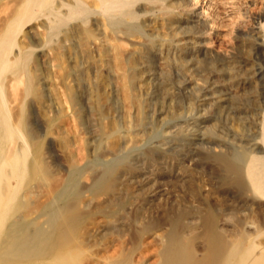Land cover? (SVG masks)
I'll use <instances>...</instances> for the list:
<instances>
[{
  "label": "bare ground",
  "instance_id": "bare-ground-1",
  "mask_svg": "<svg viewBox=\"0 0 264 264\" xmlns=\"http://www.w3.org/2000/svg\"><path fill=\"white\" fill-rule=\"evenodd\" d=\"M202 7L0 0V264H264L260 82Z\"/></svg>",
  "mask_w": 264,
  "mask_h": 264
},
{
  "label": "rangeland",
  "instance_id": "rangeland-1",
  "mask_svg": "<svg viewBox=\"0 0 264 264\" xmlns=\"http://www.w3.org/2000/svg\"><path fill=\"white\" fill-rule=\"evenodd\" d=\"M190 1H191L192 5L199 10L202 6H204L205 10L202 11L203 12L202 16L204 18H206L209 22H210V20L212 22V19L214 21V17H218V18H216L214 23L212 22L214 25V26L212 25L213 29L206 36V39L210 40V41L207 40V42H208V44H210L209 46H210V49L212 51L222 52V53L226 52L227 54H231L232 56H234V59L242 60L243 54L241 55V53H239L242 51L239 50L238 48H232L231 46L232 45L235 46L236 45L235 43H237V41H239V40L246 43L245 44L246 48L243 49L244 52H246V54L244 56L247 58L246 60H248V63H250V66L253 69V72H255L254 73L255 79H256L255 84L260 82V83H258V86L255 87L258 89V92H256L257 89H254V97H255L254 101L258 100L256 103H258L259 105L261 103L260 106H262L264 108V89H263L264 85H262L264 82L263 81L264 78H261V79L259 78L260 77L259 70L264 68V59H263V57H264V52H263L264 46L260 47L259 49H255V48L253 49V47H251V45H250L251 43H253L255 41L253 39H255L257 36V31H258L257 28L259 26L262 25L261 31L264 32V0H213L214 5H216V9H213V10H216V11H213V10L211 11V9H208V7L207 8L205 7L206 5H204L203 2H205L206 0H190ZM220 4H221V7H219ZM217 7H218V10H217ZM229 13H230V15H228ZM210 14H211V17H210ZM220 25H221V27H220ZM215 30L218 33L217 37H214V34L216 33V32H214ZM210 33L212 34V36L210 35ZM223 34H224V37H223ZM208 37L209 38L212 37V41H211V38L209 39ZM249 41H251V42H249ZM247 46H248V48H247ZM261 48H262V50H261ZM228 49L231 51H229ZM251 51H252V53H251ZM250 53H251V55H250ZM251 58H253V59H251ZM257 78H258V80H257ZM255 93H257V94H255ZM34 119L37 123H39L38 119L35 116H34ZM53 160L55 162L62 164V165L64 164V160L62 159V157L55 156L53 158ZM125 236H126V233L123 231L111 232L105 236L106 237L105 243L107 246L108 245H110V246L114 245L115 246L116 243H118L120 240H124L125 238L128 237V236H126V237ZM118 239H119V241H118ZM113 241H114V243H113ZM151 245L152 244H151L149 238L144 236L141 239V250L140 251H142L145 259L149 263L153 262L155 259V257H153L154 256L153 255V249L155 247L151 246ZM146 247H148V248H146ZM143 248H144V250H143ZM98 252L103 253L102 250H100V249ZM88 253L86 252L87 255H88Z\"/></svg>",
  "mask_w": 264,
  "mask_h": 264
}]
</instances>
